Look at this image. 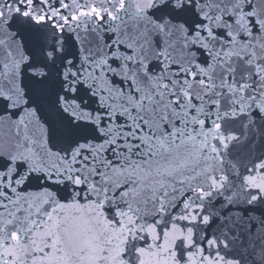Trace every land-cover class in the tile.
Masks as SVG:
<instances>
[{"label": "water", "instance_id": "1", "mask_svg": "<svg viewBox=\"0 0 264 264\" xmlns=\"http://www.w3.org/2000/svg\"><path fill=\"white\" fill-rule=\"evenodd\" d=\"M0 264H264V0H0Z\"/></svg>", "mask_w": 264, "mask_h": 264}]
</instances>
